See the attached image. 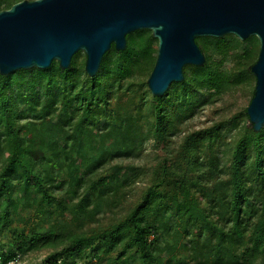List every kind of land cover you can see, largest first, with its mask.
<instances>
[{
  "label": "trees",
  "instance_id": "trees-1",
  "mask_svg": "<svg viewBox=\"0 0 264 264\" xmlns=\"http://www.w3.org/2000/svg\"><path fill=\"white\" fill-rule=\"evenodd\" d=\"M127 42L94 78L84 53L0 75V264H264V128L229 100L253 98L259 39L198 38L205 65L161 98L158 40Z\"/></svg>",
  "mask_w": 264,
  "mask_h": 264
},
{
  "label": "water",
  "instance_id": "water-1",
  "mask_svg": "<svg viewBox=\"0 0 264 264\" xmlns=\"http://www.w3.org/2000/svg\"><path fill=\"white\" fill-rule=\"evenodd\" d=\"M143 30L158 40L147 81L158 98L184 81L187 66L205 65L198 38L257 37L260 52L251 67L256 83L247 115L256 132L264 128V0L22 1L0 12V75L46 70L54 62L68 70L74 56L84 53L85 71L94 78L107 53L125 51L127 37Z\"/></svg>",
  "mask_w": 264,
  "mask_h": 264
},
{
  "label": "rangeland",
  "instance_id": "rangeland-1",
  "mask_svg": "<svg viewBox=\"0 0 264 264\" xmlns=\"http://www.w3.org/2000/svg\"><path fill=\"white\" fill-rule=\"evenodd\" d=\"M230 102H232V106H231V110L232 111H238V110H242L243 107H247L248 108V96L246 95L245 92L243 91H239V92H235L230 98H229ZM23 224H26L28 222V217L24 216L23 218ZM37 222L32 223V220L29 219V224L26 225H37ZM11 237V233H7L5 236L2 237L1 241L3 244L8 245V240ZM51 251L47 250V251H41V252H27L23 255H20V257L18 258V260L16 262L10 263V264H41L43 262V260L48 257L50 255ZM117 253H114L112 255L109 256H105L102 258V261H94L91 264H107V258H114L116 257ZM68 261L70 262L71 259H68ZM77 261H80V259H77ZM81 262V261H80Z\"/></svg>",
  "mask_w": 264,
  "mask_h": 264
}]
</instances>
